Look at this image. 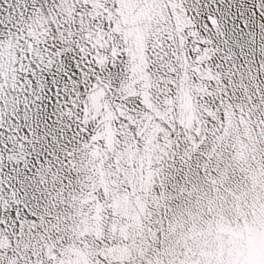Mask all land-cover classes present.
<instances>
[{"label": "snow or ice", "instance_id": "obj_1", "mask_svg": "<svg viewBox=\"0 0 264 264\" xmlns=\"http://www.w3.org/2000/svg\"><path fill=\"white\" fill-rule=\"evenodd\" d=\"M0 264H264V0H0Z\"/></svg>", "mask_w": 264, "mask_h": 264}]
</instances>
